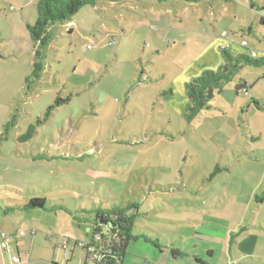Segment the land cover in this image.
I'll list each match as a JSON object with an SVG mask.
<instances>
[{"label": "rangeland", "instance_id": "rangeland-1", "mask_svg": "<svg viewBox=\"0 0 264 264\" xmlns=\"http://www.w3.org/2000/svg\"><path fill=\"white\" fill-rule=\"evenodd\" d=\"M39 1L0 0V230L26 231L21 264H64L60 245L88 242L112 203L180 245L178 226L200 228L194 244L220 260L243 230L241 253L264 257V66H244L191 124L179 82L223 32L264 57V0H99L51 30L42 78L27 82ZM36 197L46 208L24 210Z\"/></svg>", "mask_w": 264, "mask_h": 264}, {"label": "trees", "instance_id": "trees-1", "mask_svg": "<svg viewBox=\"0 0 264 264\" xmlns=\"http://www.w3.org/2000/svg\"><path fill=\"white\" fill-rule=\"evenodd\" d=\"M98 1H39L37 4V21L34 25L27 26L30 38L35 45L33 71L32 75L27 79V82L39 81L42 78L45 70L44 52L51 41V30L57 24L71 22L72 18L83 8L95 6ZM252 8H254V5H252ZM260 23L264 25V16L261 17ZM249 30L251 31V29ZM224 33L227 34V32ZM258 41L261 40L258 39ZM221 53L223 63L218 70H206L202 75L191 80L185 86L188 103L184 117L190 124L202 111L213 108L211 102L215 99L216 94L222 93L225 86L236 79L244 66H252L255 68L264 66V57L252 58L246 54L233 55L226 48H222ZM249 90L250 88L247 82L245 80H239L236 86L237 94L240 91L248 94ZM163 95H173V91L165 92ZM68 101L56 100L55 104L49 107L46 116L49 117L54 109ZM257 105L260 110L264 111L263 106ZM28 135L30 136V134ZM257 199L259 202H264V193L262 197H258ZM46 202L47 200L45 198H33L24 206V210L45 209ZM96 211L98 213L95 219L97 226L93 231V241L86 248L87 264H123L129 246L138 239V237L134 236V229L137 217L140 214L139 206L135 204L118 205L117 203H112L105 208L96 209ZM103 221L108 224H102ZM103 226H105V231H103ZM242 232L243 230L232 234L231 242L235 241V238Z\"/></svg>", "mask_w": 264, "mask_h": 264}, {"label": "crops", "instance_id": "crops-1", "mask_svg": "<svg viewBox=\"0 0 264 264\" xmlns=\"http://www.w3.org/2000/svg\"><path fill=\"white\" fill-rule=\"evenodd\" d=\"M223 33L221 39L216 40L215 43L212 44V46H209V49H207L203 54V57L207 58L206 65L208 67H203L200 69L198 68L191 69V71L195 75L194 76L195 78L199 77L200 75H202L204 71L210 68L216 69L222 65L223 63V56L221 53L222 48H226L233 55L241 54L242 52L239 53L241 50L244 51L243 54L250 55L249 53L246 52L247 50H245L247 48L250 49L251 48L250 45L247 47L242 46V42L245 39L241 41L240 45H238L233 40L231 41L225 39L228 36L226 37L223 36ZM189 73L190 70H187L186 72L182 73L179 79L180 86L185 87L186 84L191 81V79L187 78V76H189ZM185 75L187 76L184 78ZM253 228H257V227L253 226ZM147 229L151 233H147L145 231L140 232L141 227L137 224V220H136L134 236L138 237V239L133 243H131V245L129 246L123 264H264L263 255L261 257H257L256 256L257 248H255L254 246L252 248L254 252H252L250 255L242 254L240 250V244L237 241H232L233 243L231 242L232 235L227 237V242H225L224 245L225 247H223L224 251L222 250L220 252L221 254L224 255L225 259L220 260L216 256V251L211 247H208L204 243V240H201L202 243L194 244L193 241L196 238V236L203 235L202 234L203 232H200L201 231L200 228L193 229L185 226H178L176 230L177 232H179L178 234L181 237L182 245H180V241L171 242L166 236H161L159 232L160 230L159 228L152 229L151 227L147 226ZM3 230L7 231L10 234H13L15 236V241L10 245L9 251L4 250V252H2L0 249V264H21L23 260L25 261L23 248L24 246L26 247L28 244L27 243L28 241L26 240V235H27L26 231L24 229L21 230L18 229L16 231H8L6 229ZM20 231L24 232L23 236L19 235ZM152 232H154L155 234H153ZM173 232H175L176 234V231ZM234 233H236V231H234L232 234ZM33 234L36 235L37 231H33ZM248 235L253 236V234H250V231H248ZM87 237H88L87 238L88 242L86 243L79 242L76 240L69 241L70 247L72 249L71 252H69V254H67L66 252L64 258V262H65L64 264H67L68 260L70 259H71V261H69L70 264H87L88 261H87L86 248L92 244L93 234H92V238H89V236ZM79 244H82L83 246V256H80V254L77 253V246ZM234 245H236L237 249L239 250L236 253L233 250ZM195 247H198V249L201 248V250L203 251L205 250V251L203 253L198 254L197 251H195ZM131 248L132 251L133 249L135 250L137 248V251L132 252ZM236 254L238 255L237 258L235 257ZM76 255H78L77 260H75ZM13 256H18L21 262L13 263L12 261Z\"/></svg>", "mask_w": 264, "mask_h": 264}, {"label": "built area", "instance_id": "built-area-1", "mask_svg": "<svg viewBox=\"0 0 264 264\" xmlns=\"http://www.w3.org/2000/svg\"><path fill=\"white\" fill-rule=\"evenodd\" d=\"M227 34L226 33H223V36H226ZM117 44V41L116 39H113L111 41V45H116ZM242 46L243 47H247L248 46V42L247 41H243L242 42ZM92 48V45H89L87 47V49H91ZM250 56L252 58H259V54L256 52V51H253L251 52ZM19 235L23 236L24 235V232L23 231H20L19 232ZM15 241V236L13 234H10L6 231H0V243H1V247L2 249L4 250H10V245ZM60 248L64 249L67 254H69V252L71 251V247H70V244L68 241H65V243L61 244L60 245ZM96 257V256H95ZM12 261L13 263H20L21 260L18 256H13L12 258Z\"/></svg>", "mask_w": 264, "mask_h": 264}, {"label": "water", "instance_id": "water-1", "mask_svg": "<svg viewBox=\"0 0 264 264\" xmlns=\"http://www.w3.org/2000/svg\"><path fill=\"white\" fill-rule=\"evenodd\" d=\"M102 224H104V225H107L108 223H107V222H105V221H103V222H102Z\"/></svg>", "mask_w": 264, "mask_h": 264}]
</instances>
